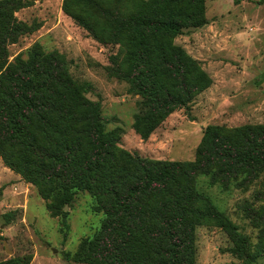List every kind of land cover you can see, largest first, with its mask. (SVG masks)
<instances>
[{
	"label": "trees",
	"instance_id": "obj_1",
	"mask_svg": "<svg viewBox=\"0 0 264 264\" xmlns=\"http://www.w3.org/2000/svg\"><path fill=\"white\" fill-rule=\"evenodd\" d=\"M64 0L63 12L104 45L115 75L143 100L134 129L149 139L173 114L188 110L213 80L175 40L208 24L206 0ZM0 4V157L39 187L48 210L63 218L77 192H88L105 214L99 234L76 255L83 264H195L196 228L213 220L232 235L235 255L253 263L248 239L196 191L201 175L249 183L264 174V125L209 126L196 160L149 161L120 149L122 131L105 132L101 109L84 96L65 62L37 46L27 61L7 66V47L35 31L9 22ZM122 55V56H121ZM53 199V200H52ZM57 204V206L54 203ZM6 225L11 220L5 216ZM14 258L0 264H31Z\"/></svg>",
	"mask_w": 264,
	"mask_h": 264
},
{
	"label": "rangeland",
	"instance_id": "obj_2",
	"mask_svg": "<svg viewBox=\"0 0 264 264\" xmlns=\"http://www.w3.org/2000/svg\"><path fill=\"white\" fill-rule=\"evenodd\" d=\"M125 2L104 1L112 11ZM5 3L12 4L4 12L11 24L36 29L8 45L7 66L27 61L37 46L56 53L84 96L99 104L105 132L121 129L122 151L149 161L189 164L196 160L207 127L264 125V0H206L208 24L185 31L175 43L201 64L213 85L147 140L134 129L143 100L113 70L111 57L120 54L119 47L104 45L66 16L64 0H0ZM195 188L248 239L254 260L248 263L235 255L232 235L209 220L196 228L195 264H264V174L253 183L244 177L201 175ZM49 204L39 187L0 157V263L27 258L31 264H83L76 255L85 241L99 234L105 220L97 199L77 192L63 209L68 229L62 216L48 210ZM6 215L12 219L8 226Z\"/></svg>",
	"mask_w": 264,
	"mask_h": 264
}]
</instances>
